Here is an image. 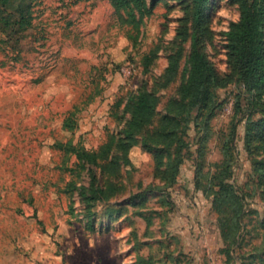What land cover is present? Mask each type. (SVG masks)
I'll list each match as a JSON object with an SVG mask.
<instances>
[{"label": "rangeland", "instance_id": "374dc122", "mask_svg": "<svg viewBox=\"0 0 264 264\" xmlns=\"http://www.w3.org/2000/svg\"><path fill=\"white\" fill-rule=\"evenodd\" d=\"M182 2H158L133 45L106 0H0V264H137L138 257L145 264H226L207 175L221 160L219 136L240 92L235 83L218 91L207 131L190 124L191 154L163 193L150 154L139 146L130 152L132 169L121 172L120 192L90 219L77 192L69 198L64 189L70 176L57 143L96 149L123 128L127 116H118L129 93L145 84L160 97L161 112L175 92L179 76L166 87L159 77L178 47ZM238 16L230 0H212L204 50L222 74L229 71L223 32ZM156 47L144 71L142 57ZM73 106L77 126L67 132L61 123ZM241 106L230 182L244 197L243 218L229 264H264V186L253 179L261 155L244 139L247 115L260 114L245 101ZM141 192L143 199L131 200Z\"/></svg>", "mask_w": 264, "mask_h": 264}, {"label": "trees", "instance_id": "16d2710c", "mask_svg": "<svg viewBox=\"0 0 264 264\" xmlns=\"http://www.w3.org/2000/svg\"><path fill=\"white\" fill-rule=\"evenodd\" d=\"M7 3L8 0H1ZM116 22L126 27V37L135 45L144 19L149 17L161 0H106ZM212 0H183L185 12L183 24L176 30L178 47L168 55V65L160 75L161 86L166 87L179 76V84L170 95L161 112L157 108L160 97L145 84L116 103H123L119 120L123 128L111 133L96 149L87 150L81 142L72 140L57 143L63 154V165L70 179L65 184L69 198L77 192L82 202L85 217L95 214L97 206L106 204L121 190V172L132 169L130 152L139 146L149 153L153 162V176L162 183L158 189L163 193L175 184L179 169L191 151L186 140V131L191 123L199 130L207 131L209 121L220 106L218 91L235 83L240 87L236 95L234 113L227 128L220 133L221 160L214 164V171L207 175L212 193V205L218 213L219 226L225 248V263L232 260L231 246L238 241L243 218L242 194L230 180L233 177V150L237 137L238 115L243 111L242 101L253 107L260 116L252 119L247 115L245 144L261 155L258 161L257 179L264 186V0H230L237 7L239 16L223 32L224 48L229 71L219 73L209 61L204 50L209 36V9ZM30 23L27 22L26 25ZM23 26V25H22ZM189 42L185 53L184 45ZM158 47L143 55L142 66L148 71L157 56ZM184 59L179 72L180 61ZM78 110L70 109L62 120L61 127L72 132L77 126ZM207 138V136H206ZM205 139V137H204ZM73 158L71 166L67 163ZM84 173V174H83ZM87 178V183H84ZM148 192L155 188L147 187ZM144 192L131 196L143 199ZM137 205L136 202H133ZM73 212V204L69 206ZM264 224V221H263ZM138 257L137 264H145Z\"/></svg>", "mask_w": 264, "mask_h": 264}]
</instances>
